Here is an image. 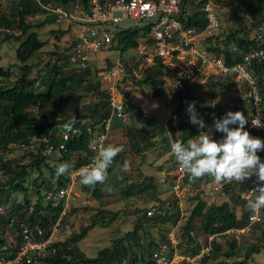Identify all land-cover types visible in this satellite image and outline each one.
Listing matches in <instances>:
<instances>
[{
	"label": "rangeland",
	"instance_id": "374dc122",
	"mask_svg": "<svg viewBox=\"0 0 264 264\" xmlns=\"http://www.w3.org/2000/svg\"><path fill=\"white\" fill-rule=\"evenodd\" d=\"M201 1H189L186 4V10H192L194 5ZM207 1L218 15L221 27L209 36L212 38L211 42L207 41L209 37L204 41V47L207 48V46L212 44V47L219 48L223 52L227 49L234 54H242L243 51L240 49L239 43L244 46L247 42L244 39L249 38L253 40L258 34L255 19L248 9H246L243 1L251 3L260 0ZM79 2H82V0H79ZM0 12L7 16L11 22L9 27L0 25V66L10 72L8 78L0 79V86L10 88L17 81L36 79L37 83L31 90L34 93L45 94L55 83L64 82L65 90L62 92L61 97L54 101L53 107L42 114H37L35 108L29 110L30 116L36 117L35 115L37 114L38 119L43 125L42 130L48 124L65 119L69 120L72 117L78 118L90 113V109L100 101V97L94 89L95 75L101 83L100 89L102 92L108 97L113 90L118 92V99H122L128 110L127 120L119 119L117 114L113 115L112 112L109 117L112 119V127L103 145L107 146L109 143L114 145L122 144L125 150L115 158L113 163L114 173L109 177L106 184L98 186L103 196L95 198L93 190L91 192L84 191L80 183V177L77 175L73 196L67 201H59V204L63 203V209L58 214L52 212V208L59 204H57V201H51L50 196L53 195V192L57 191L55 189L58 186L59 177L56 176V168L59 164L63 163L61 160L65 156L61 152L45 156L46 158L43 159V163L39 168L28 169V175L25 178L18 179L16 172H20V166L28 165L35 161L33 153L36 154L35 150L40 146V141H37L35 142V150L29 148L32 140L34 143L35 136H33L32 130L25 127L22 135L30 136V143L12 144L6 151L0 152V155L3 157L2 162H0V198L3 192H8L11 195L9 202L11 205L8 208L2 206L3 204L0 202L1 216L17 221L18 219L14 215L15 212L19 217L25 214L26 222L29 217L37 219L38 215H45L49 219L55 217V222L51 227L52 234H54L53 241L62 244L64 249L70 248L73 251L75 248H78L86 256L95 258L102 252L107 254L106 251H110L113 240L122 238L127 233L134 231L139 218L145 214V211L149 217L147 213L149 210H153V214H157L160 212L161 207L168 208L169 210H174L177 206L180 208L181 214L178 224H167L162 228L155 226L147 228L152 236L151 238L156 244H159L158 246L162 245L163 236L169 240H174L178 246L181 239L184 242V238L182 237L183 226L195 206V202L192 201L193 197H202L209 204L232 203V195L236 193V190L238 193L236 187L234 192L225 194L220 187L223 182L216 183L212 180L207 185L204 184V180L200 179L195 185H191L185 183V178L188 174L184 171L182 181L186 186L181 185V181L178 180L180 179L178 177L180 167L171 151V142L181 141L179 124L183 117L178 118L171 124V108L169 105L174 94L169 78L165 79L164 76H161L163 80L162 87L158 84L139 87L134 83L129 72L126 71V73L119 74L116 78V83H113L105 74L112 71L122 59L120 51L109 48L101 50L96 54L93 53L91 55L90 71L80 73L82 75L77 76L72 81L70 76L78 69L71 65L68 52L71 51L73 43L76 42L81 26L86 23L81 20L55 21L50 23L47 22L50 16H47L46 13L28 17L29 23L33 25L32 31L38 34L39 39L45 45L28 63L23 64L18 60L16 52L20 43L15 40L2 43L5 32L16 36L20 34L17 28L19 18L16 0H0ZM77 17L82 18L83 14L77 15ZM145 27V23L124 20L120 25L115 27V31L136 29L142 34L145 31ZM231 34L233 36L228 40V36ZM238 41L240 42L238 43ZM127 57L129 59V66H134L138 61L140 62L138 51H130L126 54L125 59ZM214 73L216 72L206 70V75L199 76L194 83L197 86L195 89L196 94L204 104H215L214 107L219 108L224 115L229 111L235 112L236 110H241V104L243 103L245 105L249 104L248 100L252 99L250 88H247V86L243 87V83L238 84L231 78L227 82L230 85L233 82L234 91L223 93L219 86V88L216 87L217 94H215L209 85H207L209 78L213 77L215 82L221 83L225 82L226 78ZM122 79L126 81L121 82ZM245 85L247 84L245 83ZM157 90L161 92L159 97L155 96ZM107 111H109V108L104 113L106 114ZM140 113L144 114V118L138 121ZM63 125L56 124L51 129L55 139L61 136L60 133L64 130ZM98 128L101 130L100 127ZM140 129L148 131L149 141L156 144L154 143V147L149 144L146 151L138 154L134 152L131 146L129 131L132 130V132L139 133ZM12 131L17 133L16 128H13ZM205 131H208L209 135V129ZM221 138L222 136L220 135L216 136V140H220ZM93 142L98 144L96 134H94L91 144ZM96 155L97 151L93 150L90 146L88 157L93 158ZM88 157H86V154L76 153L71 159L67 160V162L74 164L75 169L71 170L72 175L78 173L81 167L89 165V161H86ZM126 160L130 162V171L124 173L121 171V168ZM79 164H81V167H79ZM72 175H64L66 178H70L66 182L68 185L74 178ZM144 177L154 178V188L156 190L148 188L144 193H137L130 198L125 197V194L129 191L133 193L137 192V187L133 190L129 188L132 184L141 186ZM17 184H20L25 189H17ZM187 185L188 190H183L187 188ZM180 186H182V189L179 193V200L176 192L178 193ZM109 188H111V191L108 190ZM18 205L20 208L16 209L15 206ZM101 211L107 212L103 217H100L101 221L106 223V226L98 224L88 232L84 240L77 239L76 236L81 232L82 228L97 220L95 215H100ZM235 211L239 216L242 213L239 205L235 207ZM23 224L27 223L23 222ZM17 235L18 233L9 224H0V237L5 240L9 247L11 246L10 251L12 252H15V246L19 243ZM149 237V235L146 236L144 233L141 236L142 244L145 247L149 245L151 239ZM262 238L259 229H255L249 234H241L239 238L224 235L221 236V239L217 238L223 247V254H226L230 250V243L235 240V245L239 252L238 256L227 258L222 254L215 261L206 263L203 259L205 255L203 256L202 253L192 256V258L188 254H183L193 259V261L180 264H234L235 262L243 261L246 250L252 245L260 247L259 249H262V252L254 254L248 264H264V249L261 248L264 247ZM198 239V243H203L205 240L203 237H199ZM186 249L187 245L185 246L183 243V251Z\"/></svg>",
	"mask_w": 264,
	"mask_h": 264
},
{
	"label": "trees",
	"instance_id": "16d2710c",
	"mask_svg": "<svg viewBox=\"0 0 264 264\" xmlns=\"http://www.w3.org/2000/svg\"><path fill=\"white\" fill-rule=\"evenodd\" d=\"M45 4L53 3L56 6H71L79 2V0H42ZM192 0H181L180 8L182 15L184 17V23L186 27H194L199 30H205L208 26V20L206 19V14L204 12V7L208 4L207 0H202L198 4L194 5L193 9L190 11L186 10V4ZM18 6V18L19 22L17 28L20 34L11 35L7 34L6 32L3 34L4 38L2 39V43L9 42L11 40H15L16 42L20 43L17 49V58L18 60L26 64L28 63L33 56L40 51L44 47V42L39 39V36L36 32L32 31L33 25L29 23L28 17L29 16H36L40 14H45V10L41 8V6L36 3L34 0H16ZM86 11L90 9V0H82L81 2ZM246 9L252 14L253 18L255 19V23L260 26L264 22V0L260 1H253L248 3L243 1ZM55 17H50L47 22L53 23L55 22ZM11 24L9 18L0 12V25L4 27H9ZM7 29V28H5ZM148 31L147 29L144 31L143 34H140L139 30L132 29V30H122L116 31L113 36V43L111 45V49L115 51H120L121 53V61L127 67V72H129L131 78L133 79L134 83L139 87H146L154 84L163 86V80L161 76L165 74L164 66L161 62H158V65L151 70L147 71L145 75L141 78H137L134 74V70L138 67V62L134 66H129V59H125L126 54L130 51H137L139 47V40L141 38L147 37ZM232 34L228 36V40L232 38ZM211 37L207 39V41L211 42ZM247 41L244 46L239 43L240 49L243 53H248L253 50H260L264 49L263 41L259 40L255 37L253 40L249 38L244 39ZM242 42V40H241ZM228 44V43H227ZM207 50L213 52L219 56H225L226 59L231 62L232 57L235 61H241L243 59L242 54H234L229 50H225L224 52L219 48L212 47V44L207 46ZM235 56V57H234ZM1 62V58H0ZM252 68L255 71L257 77V87L258 91L261 96L260 101V108L262 117L264 118V60H254L252 64ZM91 68L86 70H77L70 76V79L74 81L77 76L82 75L80 73H87L90 71ZM98 73V72H97ZM10 76V72L5 70L3 67L0 66V79L1 78H8ZM225 82H215L212 78H209L207 85L213 90L215 94H217L216 87L222 89L223 93H228L234 91L233 89V82L232 85L228 84L227 80L230 79L229 77H225ZM95 91L100 97L99 103L96 104L92 109H90V113L82 115L77 118V124L75 127H78L82 124L83 121H86L87 125H90L94 131H101L98 127L101 128L103 124L108 121L111 114V106H110V96L108 97L106 94L102 92L101 83L98 80L97 76L95 75ZM59 80V79H58ZM126 81L122 79L121 82ZM36 79L32 80H21L17 81L12 87L10 88H3L0 86V152L6 151L8 147L12 144L16 143H23L29 144L30 143V136L22 135V131L24 128H28L32 130L33 136L36 137H48L50 142L57 147L59 145V138L55 139L51 129L56 124H65L68 120H60L55 123H51L45 126L42 130L43 125L41 124L40 120L37 117V114L44 113L49 108L53 107V103L55 100H58L61 97L62 92L65 90V85L63 81L57 82L53 85V87L45 94L34 93L31 89L36 85ZM195 83V82H194ZM188 85L186 84L185 90L176 92L170 102L169 107L171 108V124L173 121H176L178 118L181 117L182 120L180 122V138L181 142L187 143V140L194 138L195 136L199 135L198 126L190 122V117L186 111L187 107L183 105L182 101L183 98L186 97L190 103L195 102L196 110L201 117L205 111H210L209 115L206 117L207 124L209 125V135L213 134V138L216 139L217 135L223 136V133L215 131L214 120L216 118H223L225 115L221 112V110L217 107H213L210 104L203 103L202 100L196 94L197 86L195 84ZM239 84V82H236ZM245 85V84H244ZM243 87L249 88L248 85ZM161 95L160 90H157L155 96L159 97ZM108 98V99H107ZM249 104L245 105V103L241 104L242 108L241 111L244 115L248 118V123L245 127V130L249 129L251 119L253 115L256 113V108L253 105V99L248 100ZM31 108H35L37 111L36 117H32L29 114V110ZM109 108V111L104 113ZM111 109V110H110ZM34 110V111H35ZM124 111L127 114L128 110L127 107L124 105ZM235 111V112H236ZM114 115V114H113ZM128 117V114H127ZM144 118V114L140 113L138 116V121H141ZM120 119V118H119ZM101 123V124H99ZM115 126V121H114ZM172 126V125H171ZM237 125H233L236 127ZM111 127H112V119H111ZM211 127V129H210ZM13 128L17 129V133L12 131ZM173 129V127H172ZM83 133L80 137L70 140L66 144V149L62 150L65 158L61 161L67 162V160L71 159L76 153H83L86 154L88 157V153H90V144L93 140V133H89L87 129L83 128ZM93 131V132H94ZM213 131V132H212ZM139 133L129 131L130 134V142L131 146L135 153H141L148 149V145L150 144L154 147V143L149 141V132L140 129ZM250 134L254 137L261 138L264 140V132L258 130H249ZM175 134V133H173ZM147 143V144H145ZM156 144V143H155ZM41 149H46L45 143L41 144ZM40 149H38V153H33L35 156V161L28 165L20 166V172H16V177L18 179L25 178L28 175V169L31 168H39L40 165L43 163V159L46 158L45 156L40 154ZM258 155L261 157L262 161H264V151L258 152ZM90 158L88 160L90 163ZM3 157L0 155V162H2ZM81 167V164H79ZM73 169H75L73 167ZM72 169V170H73ZM114 173V164L109 169V177ZM70 178H66L64 175L59 176L58 179V186L55 190H59L62 187H66L68 184L66 183ZM200 180V179H199ZM204 184L209 185L212 182L211 177H204ZM256 178L253 177L251 179L246 180L243 184L237 183L233 181L232 183L223 182L222 183V191L226 193L234 192L235 187L238 189V193L232 195V203L223 202L220 205L217 204H209L207 203L202 197L196 196L192 198V201L195 202V206L191 211L189 218L187 219L186 223L183 226V234L182 237L184 238V242L181 239L180 244H178V250L183 254H188L189 256H195L199 254L205 245H209V237L226 235L225 233L233 228H244L249 223V217L251 213L246 209V201L241 199L239 195V191L244 190L245 188H252L255 185ZM198 180L195 182L189 179L187 175L185 178V183L195 185ZM17 189L24 190L25 188L20 184H17ZM100 184H97L94 187L84 186L82 185L84 191L91 192L93 190V195L95 198H101L103 196L102 191L99 189ZM138 184H132L129 189L133 190L137 187V192L133 193L131 191L125 194V197L130 198L137 193H144L148 188H154V178L152 177H144L143 184L141 186H137ZM191 187V186H190ZM128 189V190H129ZM54 190V191H55ZM154 190H156L154 188ZM55 193V192H53ZM11 195L8 192H3V195L0 198L2 206L8 208L11 204L10 202ZM177 200V199H176ZM62 201V200H61ZM241 207V215L239 216L236 211V206ZM16 209L20 208V206H15ZM39 208V206H37ZM63 209V203H60L58 206L52 208V212H56V214L61 213ZM148 212V211H147ZM107 212L101 211V214L95 215L97 220H94L90 225L83 227L81 232L77 234V239H83L87 236L88 232L96 227L98 224L101 226H106V223L101 221L100 217H103ZM154 213V212H153ZM180 208L177 206L174 210H169L168 208H160V212L157 214H152V216H147L146 211L135 226L134 231L127 233L124 237L115 239L112 242V246L110 251L107 250L104 254L103 252L99 254L95 258H90L82 253L78 248H75L73 251L68 248L64 249L62 244L55 243V247L57 252L55 257L46 260L45 264H155L152 261V252L155 251L159 244H156L154 240L151 238V234L148 231V227L155 226L162 228L164 225L167 224H178L179 217H180ZM263 214V221L257 223L253 226L252 231L255 229H259L262 235V240L264 241V210H262ZM17 221L15 219H6L5 216L0 215V224H9L17 233V240L20 243L23 239L21 226L20 224L25 222L31 226L39 225L44 229V238H48L51 231L52 225L55 222L54 218H47L45 215H38L37 219L35 217H29L27 222L25 221L26 215L22 214L20 217L17 216L18 214L15 212L14 214ZM146 236H150V242L147 247L142 244L141 236L142 234ZM199 237L205 238L204 242L198 243L197 239ZM41 238V237H40ZM199 240V239H198ZM183 243L187 249L183 251ZM162 244L171 245L170 240L167 237L163 236ZM264 246V243H263ZM4 247L10 249V247L6 244L5 240L0 237V257L4 254ZM212 249L208 254H205L203 257L204 262L215 261L217 257L223 254V247L218 242L217 238L211 242ZM260 247H256L254 245L250 246L249 249L246 250L244 254V259L241 262H235L234 264H248V262L252 259L254 254H260L262 249ZM264 249V247H261ZM239 255L238 249L235 245V240L230 243V250L223 254V256L227 258L236 257ZM226 264V263H224Z\"/></svg>",
	"mask_w": 264,
	"mask_h": 264
},
{
	"label": "built area",
	"instance_id": "2783aa9c",
	"mask_svg": "<svg viewBox=\"0 0 264 264\" xmlns=\"http://www.w3.org/2000/svg\"><path fill=\"white\" fill-rule=\"evenodd\" d=\"M38 3L47 16L55 17L57 22L81 20L86 24L81 26L77 40L73 43L71 51H69V61L71 65L75 66L79 71L88 69L91 65V55L98 53L101 50L109 49L113 43V36L115 34V27L120 25L124 20H133L137 23H145L148 34L147 37L141 38V43L137 49L140 55V62L138 67L134 70L137 78H141L147 71L158 65L161 62L164 66V78H169L172 83L173 94L178 91H184L186 84H193L199 76L206 75V70H211L216 75L222 77H229L236 82L247 84L250 88V95L253 99V105L256 108V113L251 119L249 130H258L264 132V118L262 117L260 101L261 96L257 87V77L252 68L254 60H264V49L253 50L248 53H243L241 61L229 62L226 57L219 56L207 50L204 47V41L212 35L213 32L218 31L221 27V22L216 14L214 8L208 3L204 7L208 26L205 30H199L194 27H186L184 17L181 12V0H90V9L86 11L85 6L78 2L71 6H56L53 3L45 4L42 0H34ZM83 14V17L77 15ZM144 33V31H143ZM142 33V34H143ZM257 38L261 41L264 40V22L258 26ZM127 67L119 61L117 66L105 75L113 83H116V78L119 74L126 73ZM110 106L112 113L123 120H127V114L124 111V103L122 99H118V92L112 91L110 93ZM183 105L188 107L190 101L184 97ZM209 111H205L200 117L206 124V127L198 129L205 131L209 129L206 117ZM253 122L256 123L255 126ZM261 125V126H260ZM260 126V127H259ZM82 127L87 129L89 133L96 134L98 141L97 149L100 144H104L111 129V119L106 121L101 126V131H94L86 121L78 127L76 134L67 133L63 130L59 137V145L55 147L48 137H34L29 144V148L36 149L35 142L40 141V146L45 143L46 149L42 150L41 147L35 151L40 154L52 155L66 149V144L75 138H78L83 133ZM94 131V132H93ZM35 145V146H34ZM95 157L91 158L90 163ZM89 163V164H90ZM79 172L72 175L74 178L71 183L66 187L53 193L50 200L59 204V201H67L73 196L74 183L77 179ZM178 179L181 185L184 172L179 168ZM222 188V184L220 185ZM255 187V186H254ZM245 188L241 190L239 195L241 199L246 201L254 199L257 195L252 189ZM182 186L179 187L177 197L180 200L179 193ZM183 190H188L184 188ZM153 210L147 213L152 216ZM263 221L262 210L255 221L250 220L246 227L238 229L233 228L228 230L225 234L239 238L241 234H249L252 232L253 226ZM21 231L23 239L16 246L15 252L10 251L4 247V254L0 257V264H43V260L53 257L57 249L53 241L54 234L52 231L48 238H44V229L40 225L29 226L21 224ZM41 237V238H40ZM221 239V235L209 237V245L202 248L203 256L208 254L211 247V242L215 238ZM171 245L162 244L152 252V261L155 264H180L183 262H192V256L188 257L183 255L174 240H170ZM180 253V254H179ZM14 257L12 258V256Z\"/></svg>",
	"mask_w": 264,
	"mask_h": 264
},
{
	"label": "clouds",
	"instance_id": "9594fccd",
	"mask_svg": "<svg viewBox=\"0 0 264 264\" xmlns=\"http://www.w3.org/2000/svg\"><path fill=\"white\" fill-rule=\"evenodd\" d=\"M212 106L214 107L215 104ZM186 111L191 123L201 129L206 127L203 119L199 117L194 101L188 105ZM77 122V118L72 117L63 125L64 130L76 134ZM247 123L248 118L243 112L229 111L223 118L214 120L215 131L224 134L220 140L214 139L213 134L208 135V131H201L199 135L187 140L186 144L172 141L171 151L180 169L186 172L193 182L208 176L216 183L235 181L243 184L246 180L255 177L256 186L252 190L257 195L254 199H248L245 206L251 213L250 220L255 221L261 210H264V161L258 155V152L264 151V140L252 136L245 130ZM253 124L257 126L255 122ZM232 125L237 126L231 127ZM90 146L97 151V155L89 165L79 169L80 183L89 187L106 184L109 179V169L115 158L125 150L124 145L100 144L98 150L96 142ZM73 167L74 164L70 162L59 164L56 168V176L72 175ZM121 171L124 173L130 171L129 161L124 162ZM108 190L111 191V188ZM50 258L43 260V264Z\"/></svg>",
	"mask_w": 264,
	"mask_h": 264
}]
</instances>
